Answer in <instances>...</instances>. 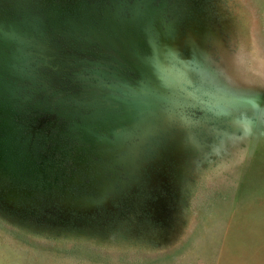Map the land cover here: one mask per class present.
I'll list each match as a JSON object with an SVG mask.
<instances>
[{
    "label": "rangeland",
    "instance_id": "rangeland-1",
    "mask_svg": "<svg viewBox=\"0 0 264 264\" xmlns=\"http://www.w3.org/2000/svg\"><path fill=\"white\" fill-rule=\"evenodd\" d=\"M1 171L0 264H264V0H0Z\"/></svg>",
    "mask_w": 264,
    "mask_h": 264
},
{
    "label": "trees",
    "instance_id": "trees-1",
    "mask_svg": "<svg viewBox=\"0 0 264 264\" xmlns=\"http://www.w3.org/2000/svg\"><path fill=\"white\" fill-rule=\"evenodd\" d=\"M4 169H6V168H4ZM15 172V175H17L18 176V178H19V176H24V175H32L31 173H23L21 170H18V171H14ZM0 173H2V174H0L1 176V178L3 179V180H7L8 179V177L9 176H11V173H13V172H11V173H9L8 171H6V172H4V171H1ZM16 177V176H15ZM128 191V189H127V187L126 188H124L122 191H121V195H126V192ZM40 200V199H39ZM41 202H43L42 200H40L39 202H36V203H33V206H34V208H35V214H46L47 216H50V217H53V216H56V215H62V213L63 214H66L65 216L69 219V218H81L82 216L80 215L81 213H79V212H76L74 209H68V211H67V213L65 212L64 213V211H63V209L62 208H60L59 206H58V204L59 203H54L53 204V206L55 207V210L56 211H54V210H52V209H49V210H46V209H48L47 208V204L46 203H41ZM54 202H59V201H54ZM41 203V204H40ZM60 212V213H59ZM75 214H79V215H75Z\"/></svg>",
    "mask_w": 264,
    "mask_h": 264
},
{
    "label": "water",
    "instance_id": "water-1",
    "mask_svg": "<svg viewBox=\"0 0 264 264\" xmlns=\"http://www.w3.org/2000/svg\"><path fill=\"white\" fill-rule=\"evenodd\" d=\"M16 177H18L17 175H15Z\"/></svg>",
    "mask_w": 264,
    "mask_h": 264
}]
</instances>
